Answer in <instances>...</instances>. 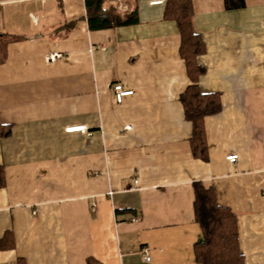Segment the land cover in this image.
Segmentation results:
<instances>
[{
  "label": "crops",
  "instance_id": "1",
  "mask_svg": "<svg viewBox=\"0 0 264 264\" xmlns=\"http://www.w3.org/2000/svg\"><path fill=\"white\" fill-rule=\"evenodd\" d=\"M125 1L137 23L91 29L85 0H0V34L19 36L0 62V264H202L196 181L235 214L245 263L264 264V0H192L197 83L221 101L208 160L169 0ZM117 83L135 90L123 102Z\"/></svg>",
  "mask_w": 264,
  "mask_h": 264
},
{
  "label": "trees",
  "instance_id": "2",
  "mask_svg": "<svg viewBox=\"0 0 264 264\" xmlns=\"http://www.w3.org/2000/svg\"><path fill=\"white\" fill-rule=\"evenodd\" d=\"M91 29H101L135 24L139 21L136 8L120 12L112 0H85ZM228 9L243 7L244 0H225ZM167 19L175 20L182 37L181 52L186 62L192 83L181 96L186 116L193 123V154L203 160L209 159V147L204 127V118L221 110L219 95L215 92H202L197 83L205 68L197 62V57L205 51V44L192 27V0H169L165 11ZM19 36L0 34V62L7 54L8 43ZM6 134L9 130L5 131ZM4 182L0 169V185ZM195 216L200 223L203 238L195 245L196 257L202 264H246L238 244V231L235 214L218 203L212 188L201 181L194 182ZM19 264H25L19 260Z\"/></svg>",
  "mask_w": 264,
  "mask_h": 264
},
{
  "label": "built area",
  "instance_id": "3",
  "mask_svg": "<svg viewBox=\"0 0 264 264\" xmlns=\"http://www.w3.org/2000/svg\"><path fill=\"white\" fill-rule=\"evenodd\" d=\"M118 7L120 12H127L129 9L128 3L125 0H112ZM264 25V21H263ZM62 54L60 52H54L47 56L48 61H52L55 58L61 56ZM114 91H115V98L117 102H123L126 95L134 93V89L125 88L121 83H117L114 85ZM131 126H126V128H130ZM67 132L71 131H81V132H87L86 125H77V126H69L65 129ZM237 158V154H232L227 156V159L234 161ZM149 247L143 248V255L146 258V260L150 259L149 255Z\"/></svg>",
  "mask_w": 264,
  "mask_h": 264
}]
</instances>
